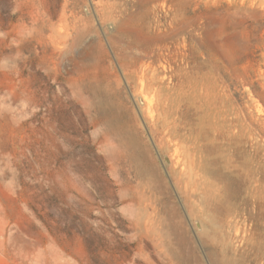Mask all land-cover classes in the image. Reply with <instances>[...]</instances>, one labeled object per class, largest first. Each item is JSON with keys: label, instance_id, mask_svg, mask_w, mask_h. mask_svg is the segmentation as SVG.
<instances>
[{"label": "rangeland", "instance_id": "374dc122", "mask_svg": "<svg viewBox=\"0 0 264 264\" xmlns=\"http://www.w3.org/2000/svg\"><path fill=\"white\" fill-rule=\"evenodd\" d=\"M152 49L160 66L186 59L207 89L192 132L212 161L206 176L174 173L187 199L169 173L174 147L145 124L152 93L142 102L127 81ZM88 53L80 80H107L126 104L151 185L74 103ZM0 264H264V0H0Z\"/></svg>", "mask_w": 264, "mask_h": 264}, {"label": "bare ground", "instance_id": "6f19581e", "mask_svg": "<svg viewBox=\"0 0 264 264\" xmlns=\"http://www.w3.org/2000/svg\"><path fill=\"white\" fill-rule=\"evenodd\" d=\"M161 58L162 55L154 49L137 57L134 63H136L135 68L138 66V69L127 74V81L139 80V88L135 87L133 94H138L143 99L142 102H144L145 98L148 100L145 94L152 93L151 99L144 105L146 107H144L145 111L142 110L144 114L146 113L144 116L145 124H150L151 135L153 132L160 135L156 134L159 136L158 141L157 138L155 139L159 149L163 147L165 142L167 145L170 144L174 147L173 154L169 156L172 161V169L169 170V173L176 192L179 193L181 198L187 199L191 197V193L193 192L188 189L189 187H185L184 190L181 189L178 177L176 178L174 173L178 171L179 167L178 173L187 174L189 178L196 169L200 170L203 176L208 174L206 172L209 171L208 166L212 160L208 162L207 157L209 154L204 156L205 151H207V145L206 147L203 146V143L201 145L197 138L198 132H192L196 121H202L208 117V94L204 86L197 94V85L192 81V68L186 59L182 60L183 63H177L175 55L168 53L166 58H164L167 65L160 66L159 62ZM88 59L91 61H88ZM92 59H94L92 53L84 55L80 59L79 66H77L80 71H74L77 78L69 80L70 82L75 81L77 91L83 90L90 95V99L87 98L88 102H86L84 96L87 93L82 96L81 92H77L74 96V103L84 107L87 113L91 110L93 111L94 116L91 118V121L96 129L97 141L102 149L105 151H115L116 157L120 161L130 164L135 176L139 180L146 182L145 184L147 185H151L155 182V166L148 155L147 146L142 141L140 134L132 128L133 123L132 125L129 124V121L132 119V113L127 109L126 104L123 101H119L118 94L110 93V90L113 89L107 80L103 82L97 78L96 82L85 84H82L80 80L84 69L95 67ZM63 92L64 87H61L58 91L60 104L69 108L67 99L63 97ZM183 144L188 145L187 152L184 153L186 154V161L181 157ZM165 147L167 146L165 145ZM220 180L223 181V177ZM189 184H191L190 181H187L186 185ZM206 184L207 186H212L210 182H206ZM220 190L222 191L223 187Z\"/></svg>", "mask_w": 264, "mask_h": 264}]
</instances>
